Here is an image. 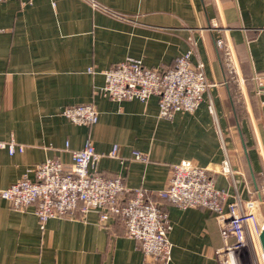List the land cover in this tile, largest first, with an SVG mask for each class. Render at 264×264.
I'll return each instance as SVG.
<instances>
[{
    "label": "crops",
    "instance_id": "0c3cea01",
    "mask_svg": "<svg viewBox=\"0 0 264 264\" xmlns=\"http://www.w3.org/2000/svg\"><path fill=\"white\" fill-rule=\"evenodd\" d=\"M97 1L110 11L86 0L0 1V188L25 174L34 180L32 169L47 158L70 166L72 151L90 139L101 154L99 173L122 178L130 197L138 188L163 189L172 165L191 160L215 172L216 186L232 198L235 189L219 171L226 157L220 127L239 164L242 194L250 196L264 183V86L255 81L264 74V0ZM220 37L236 56V78L224 67ZM190 49L214 84L194 112L162 118L157 96L116 101L98 92L103 71L127 57L169 68ZM89 102L99 110L93 125L61 114ZM12 140L24 150L10 153ZM163 203L171 225L168 264H225L215 254L223 242L208 209ZM0 264L161 263L147 261L118 216L102 224L99 210L76 211L42 226L33 207L17 210L0 196Z\"/></svg>",
    "mask_w": 264,
    "mask_h": 264
},
{
    "label": "built area",
    "instance_id": "2783aa9c",
    "mask_svg": "<svg viewBox=\"0 0 264 264\" xmlns=\"http://www.w3.org/2000/svg\"><path fill=\"white\" fill-rule=\"evenodd\" d=\"M86 1L95 9L110 11L97 0ZM216 45L229 77L236 78L238 64L233 49L221 37L216 40ZM192 54L193 50H188L169 68L150 67L141 59L127 57L103 71L105 81L98 92L116 101L138 99L145 102L151 96H157L162 118H173L178 112H194L214 84L207 77L205 64L202 61L194 63ZM255 81L260 90L264 86V74L256 75ZM209 109L219 124L212 100ZM61 114L79 125L90 126L99 120V110L93 102L67 106ZM219 133L226 152L219 171L235 189L232 198L227 189L216 186L215 172L191 160H182L172 165L170 178L163 189L138 188L124 201L123 196L131 190L122 178H107L99 173L101 154L90 139L82 148L72 151L70 166L57 158H47L32 169L34 180L25 174L10 186L0 188V196L17 210L33 207L42 226L51 218L75 217L76 211L85 215L97 209L102 224L118 216L124 223L126 235L140 241L147 261L161 264H168L172 257L171 225L163 201L181 208H205L219 225L223 242L215 251L219 259L223 258L225 263L231 260L234 264H264L259 242L264 224V183L250 196L242 194L239 164L230 155L220 127ZM242 138L241 132L240 142ZM7 145L12 154L17 149L24 150V145L14 140ZM66 148H69L68 143ZM117 149L114 146L110 153L116 155ZM134 155L145 159L140 152H134Z\"/></svg>",
    "mask_w": 264,
    "mask_h": 264
},
{
    "label": "water",
    "instance_id": "95a60500",
    "mask_svg": "<svg viewBox=\"0 0 264 264\" xmlns=\"http://www.w3.org/2000/svg\"><path fill=\"white\" fill-rule=\"evenodd\" d=\"M259 242H260L261 249H262V252L264 255V224H263V227H262L261 232L259 234Z\"/></svg>",
    "mask_w": 264,
    "mask_h": 264
},
{
    "label": "rangeland",
    "instance_id": "374dc122",
    "mask_svg": "<svg viewBox=\"0 0 264 264\" xmlns=\"http://www.w3.org/2000/svg\"><path fill=\"white\" fill-rule=\"evenodd\" d=\"M261 214L259 213V216H260ZM260 218H261V216H260ZM258 251L261 253V249L259 248V245H258ZM225 264H233L232 262H231V260L229 261V263H225Z\"/></svg>",
    "mask_w": 264,
    "mask_h": 264
},
{
    "label": "trees",
    "instance_id": "16d2710c",
    "mask_svg": "<svg viewBox=\"0 0 264 264\" xmlns=\"http://www.w3.org/2000/svg\"><path fill=\"white\" fill-rule=\"evenodd\" d=\"M123 197H124V201H127L130 198L128 194H125Z\"/></svg>",
    "mask_w": 264,
    "mask_h": 264
}]
</instances>
